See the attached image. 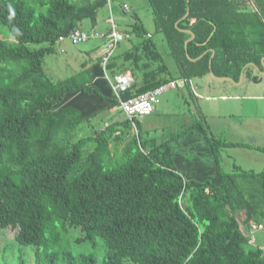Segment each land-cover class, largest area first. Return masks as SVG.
Segmentation results:
<instances>
[{
	"label": "trees",
	"instance_id": "trees-1",
	"mask_svg": "<svg viewBox=\"0 0 264 264\" xmlns=\"http://www.w3.org/2000/svg\"><path fill=\"white\" fill-rule=\"evenodd\" d=\"M149 2L179 73L169 74L153 35L136 21L125 39L137 40L107 65L110 77L128 71L134 77L122 99L211 75L213 53L216 77L238 82L244 68L249 77L263 71L264 0ZM107 3L0 0V233L12 234L21 258L30 248L33 264H264V246H255L254 237L264 229V168L224 171L221 149L229 142L209 138L210 128L193 118L185 130L201 126L220 184L188 180L171 145L179 134L151 138L140 122L156 113L165 93L149 115L109 118L91 135L75 134L87 116L72 105L62 108L66 96L97 94L110 109L119 101L90 84L94 73L85 63L56 81L45 72L44 59L64 42L61 37L85 31L84 21L95 27ZM189 30L195 37L186 48ZM70 228L84 233L79 243L95 248L97 239L104 241L101 260L94 252L74 253Z\"/></svg>",
	"mask_w": 264,
	"mask_h": 264
},
{
	"label": "rangeland",
	"instance_id": "rangeland-1",
	"mask_svg": "<svg viewBox=\"0 0 264 264\" xmlns=\"http://www.w3.org/2000/svg\"><path fill=\"white\" fill-rule=\"evenodd\" d=\"M126 2L130 8L126 10L123 8V3ZM99 9V15L105 19H108L111 14L104 8ZM136 14V16H134ZM113 18L117 26V30L125 32L126 30L132 29V26L136 21L143 25L146 30L153 35L154 41L157 43L158 50L161 53V61L168 67L169 74L178 75L179 69L177 64L170 53L169 46L163 37V34L157 32L155 29L154 14L151 8L149 0H113ZM87 21V20H86ZM85 21L89 23V21ZM110 24L101 20L99 28L97 29L98 34H102L105 30L109 28ZM111 26V25H110ZM105 31V32H106ZM87 32H90L88 30ZM1 37V36H0ZM135 40L124 39L121 42L118 52L122 53L132 46ZM97 46H102L104 49V40L100 37L98 39L88 40L81 44L74 45L68 40L64 41L61 45L57 46V50L54 54L46 56L44 59L45 72L49 77L56 81L65 80L71 75L78 73L82 69L81 63L85 62L88 66H93L95 61H89L88 53L95 52L99 49ZM64 49L62 52L61 49ZM87 53V54H86ZM103 50L97 55H102ZM101 62V60H100ZM107 71V70H106ZM131 73V72H130ZM264 71H253L252 76L248 77L247 72L244 73L243 82L238 87L234 84L219 83L218 91H212L217 95L220 93H228L239 95V100L236 101H225L224 99H218L215 97L216 101L213 103L217 104L219 109L215 112L217 119H211V116L204 109L206 105L203 101H196L193 95L190 93L191 89L187 87V84L182 82L179 83L177 89L167 92L161 97V102L157 104V111L151 116H146L141 119V124L143 127L149 128V133H151V138L166 139L171 135L177 133L182 136L186 134L184 126L193 118L201 122L204 127H209L211 134L208 137L211 138L213 135L218 137L225 142H229L228 147L221 149V155L225 158L222 159L224 171L229 170V166L237 164L241 169L256 170L260 171L262 169V163L256 161H247L244 159H239L240 144H249V141L256 140L257 138L264 139ZM128 74V73H127ZM104 76V73H101ZM121 75V73L119 74ZM168 74L162 77H167ZM116 78H114L115 80ZM241 79V78H240ZM102 90L105 92L108 83L103 79L101 80ZM213 80L209 78V82ZM197 83L199 88H197ZM203 81L200 78H194L192 84H196L197 93L205 95L208 94V90L203 88ZM111 86V85H110ZM228 88V89H227ZM187 89H189L187 91ZM112 92V87H111ZM213 93V94H214ZM109 94V93H107ZM81 93H77L74 98L72 96H66L62 102V108L67 107V101L70 100L69 105L76 108H81L80 96ZM98 96V99L94 103H98L97 108H95V113L98 110L101 111L97 116L93 117L90 121V117L95 115V113L89 114L83 123L81 122L77 127L75 134L79 137L87 136L93 134L97 130L104 128L106 122L109 120H124L126 115L118 109L108 108L103 99ZM93 100H91L92 104ZM198 107V108H197ZM202 109L201 111H199ZM58 112V110H56ZM201 112V113H200ZM239 121L242 123L241 127H237L235 124ZM151 126V127H150ZM208 128V130H209ZM207 130V131H208ZM202 134V133H201ZM143 136V135H142ZM203 136V135H202ZM144 137V136H143ZM204 137V136H203ZM260 142V140H257ZM205 142V140H204ZM210 146V145H209ZM211 147V146H210ZM256 147V146H254ZM213 150V149H212ZM257 150V149H256ZM252 153H256L252 151ZM215 154V153H214ZM264 222V221H263ZM69 234L73 246V251L76 255L89 254L94 252L98 258L101 260L105 253V244L102 239H97V246L92 247V243L88 241L77 242V238H82L84 233L81 229L70 228ZM256 244L255 246H264V229L255 233L254 235ZM13 236L9 233H0V251L1 252V262L0 264H19L23 261L26 264H33V256L31 255V249L26 248V255L21 258L20 253L17 252L18 246L13 244ZM255 241L253 240V243Z\"/></svg>",
	"mask_w": 264,
	"mask_h": 264
},
{
	"label": "crops",
	"instance_id": "crops-1",
	"mask_svg": "<svg viewBox=\"0 0 264 264\" xmlns=\"http://www.w3.org/2000/svg\"><path fill=\"white\" fill-rule=\"evenodd\" d=\"M124 5H127L128 9L130 11V8L126 2L123 3V8H124ZM103 8L106 11H108L111 14V16L108 19H105V18H103V16L101 17L99 15V11H98L97 20H96L97 23H96L95 27L92 25L91 21L88 20L89 23H86V27L84 29V26H85V21H84L82 28L85 31L90 30V31H94L95 33H97L96 31L99 28L101 20L107 22V24H110L109 20H111V19L114 21V18H113V0H108L107 5L102 7V9ZM128 9H126V10H128ZM134 16H136V14ZM114 24H115V22H114ZM105 31L101 32V33L107 34L110 31V25H109V28L107 29V31L106 32ZM124 33H126V31ZM135 39L136 38L134 37L133 40H135ZM103 40H104V46H105L106 40L105 39H103ZM98 47H99V49H98ZM96 48L98 49L97 51L88 53L89 61L91 60V62H93V60H94L95 64L93 66H88L85 64V66H86L85 69H90L94 73V78L92 80V83H90V84L98 87L100 89L101 93L105 97L111 98L112 92H111V86L110 85H111V81H113L115 76L110 77L108 74V71H106V72L103 71V68L100 64L101 55H97V54L99 52H101L102 50L104 51V49L102 46H97ZM118 53L119 52H117L116 54H118ZM85 62L81 63L82 68H83L82 64H84ZM245 70L246 69L244 68L243 69V75H242V77L240 76L241 79L239 78L238 82L216 79L212 75H208L206 77L200 78L203 81V83H202L203 88H206L208 90V94H205V95L197 93L196 92L197 89L195 87L196 84H194V86H193V84H192L193 79L190 80V87L189 88L191 89V85L193 88V90L191 89L190 93L193 95V97L196 101L199 100V101H203L206 103V105L204 106V109L211 116L212 120L216 116L215 112H218V109H219L218 105L213 103V101H216L214 99L215 97H218V99H220V98L224 99L227 102L228 101H236V100H239V98H240L239 95L228 93L227 91L224 94L220 93L218 95L212 91H216V90L218 91V86H219V83H221V82L225 83L224 87L227 86V83L234 84L236 87H238L243 82ZM263 71H264V63H263ZM263 71H260V72H263ZM101 73H104V76H102ZM127 73L134 80L133 75L129 71L126 72V74ZM247 76H248V74H247ZM209 78L212 80L214 78V81L209 82ZM102 79L108 83V86H107V89L105 92L101 88V84H103V82L101 81ZM197 88H199L198 83H197ZM188 90L189 89H187V91ZM170 92H171V90H170ZM107 93H109V94H107ZM76 94L72 95V98H74L76 96ZM78 97L81 100L80 101L81 108H79V109L82 112V117H85V116H88L89 114L95 113V111H96L95 108H97L95 106L98 105V103H94L95 100L98 99L97 94H87V95L81 94ZM91 100H93L92 104H91ZM103 101L105 102L106 106L109 105V101H107V100H103ZM69 102H70V100L66 102L67 105H69ZM201 110L202 109H200L199 111H201ZM218 117H216L215 119H217ZM141 119H143V118H141ZM114 120H116V119H114ZM191 121H194V120H191ZM191 121L188 122L184 126H188L191 123ZM235 125L237 127H241L242 123L237 121ZM185 128H187V127H185ZM202 135L204 136L202 128L200 125H198L195 128L189 130L186 134H183L182 136H180V134H179L178 136L174 137L171 141V145L174 147V152H173L174 153V159H175L176 165L178 166V170L182 174H184L188 180L195 179V180H198V181L203 182V183H209L211 185L217 186L220 184V176H219L218 171H217L216 157L214 155V151L212 150V147L209 146V144L206 141L205 136L203 137ZM217 138H219V136ZM204 140H205V142H204ZM257 140H260V142H258ZM249 142L250 143L246 144V145L264 147V139L257 138L256 140H252ZM239 151H240L239 159L241 158V159L247 160L249 162L250 161H256L258 163L260 162V163H262V166H263L262 169L264 168V152L263 151H258L255 149H248L246 147H241ZM252 151H255L256 153H252ZM223 158H225V157L221 155V160ZM229 167L232 170L234 167L240 168L237 164H234L233 166H229Z\"/></svg>",
	"mask_w": 264,
	"mask_h": 264
},
{
	"label": "built area",
	"instance_id": "built-area-1",
	"mask_svg": "<svg viewBox=\"0 0 264 264\" xmlns=\"http://www.w3.org/2000/svg\"><path fill=\"white\" fill-rule=\"evenodd\" d=\"M124 9H128L127 5H124ZM109 23L111 25V30L108 34H97L94 31L87 32L76 29L67 37H61L60 40H70L74 44H79L88 40H95L100 37L105 39L104 51L100 57V64L103 71L106 72L107 65L119 49L121 42L124 41L125 38L129 37L127 34L117 30V27L112 19L109 20ZM114 78L116 79L111 81V87L113 96H115V98L119 101L118 109L121 110L126 117L131 119L151 114L154 110L155 104L158 102V97L162 93L178 88L179 83H182L181 80L169 82L140 96L124 100L122 99V95L130 89L134 80L126 73L117 75ZM252 227L254 229L257 228L255 224H253Z\"/></svg>",
	"mask_w": 264,
	"mask_h": 264
},
{
	"label": "water",
	"instance_id": "water-1",
	"mask_svg": "<svg viewBox=\"0 0 264 264\" xmlns=\"http://www.w3.org/2000/svg\"><path fill=\"white\" fill-rule=\"evenodd\" d=\"M188 3H189V1H187ZM189 15V7H188V9H187V12H186V14H185V16L182 18V19H185L187 16ZM190 35H191V37L186 41V43H185V45H186V48H187V43L189 42V41H191L194 37H195V35H194V33L192 32V31H187ZM204 55V54H203ZM202 55V56H203ZM187 56H188V52H187ZM202 56H200L199 58H201ZM213 56H214V53L212 54V56H211V59H210V74L214 77V78H216V79H221V80H229V81H233L231 78H229V77H216L215 75H214V73L212 72V58H213ZM199 58H197V59H191L190 58V60L191 61H196V60H198ZM262 61L264 62V58L262 59ZM242 75H243V71H242V73H241V77H242Z\"/></svg>",
	"mask_w": 264,
	"mask_h": 264
},
{
	"label": "flooded vegetation",
	"instance_id": "flooded-vegetation-1",
	"mask_svg": "<svg viewBox=\"0 0 264 264\" xmlns=\"http://www.w3.org/2000/svg\"><path fill=\"white\" fill-rule=\"evenodd\" d=\"M263 62V61H262ZM264 63V62H263Z\"/></svg>",
	"mask_w": 264,
	"mask_h": 264
},
{
	"label": "clouds",
	"instance_id": "clouds-1",
	"mask_svg": "<svg viewBox=\"0 0 264 264\" xmlns=\"http://www.w3.org/2000/svg\"><path fill=\"white\" fill-rule=\"evenodd\" d=\"M124 74V73H123Z\"/></svg>",
	"mask_w": 264,
	"mask_h": 264
}]
</instances>
